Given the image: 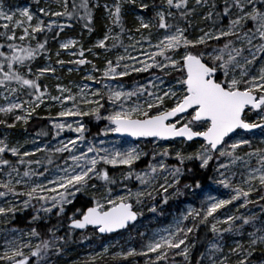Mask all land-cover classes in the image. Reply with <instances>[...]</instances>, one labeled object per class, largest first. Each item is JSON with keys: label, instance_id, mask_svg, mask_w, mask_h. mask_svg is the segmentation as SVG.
I'll return each mask as SVG.
<instances>
[{"label": "snow or ice", "instance_id": "obj_1", "mask_svg": "<svg viewBox=\"0 0 264 264\" xmlns=\"http://www.w3.org/2000/svg\"><path fill=\"white\" fill-rule=\"evenodd\" d=\"M36 3L33 11L27 6L6 8L0 0V126L27 125L47 105L49 113L58 110L46 117L50 130L42 129L37 136L51 134L57 143L40 147L28 140L25 143L33 149L27 150L25 143L0 138V225H11L29 210L33 213L25 229L0 228V264H51V257L62 255L76 230L91 228L94 235L104 236L135 228L149 201L153 203L148 211L157 213V197L168 204L170 197L183 194L182 179H195L198 171H211L210 178L228 190V198L209 195L198 208L189 207L172 226L150 237L137 230L146 241L141 249L121 246L112 258L192 264L196 243L190 236L204 225L212 235H205L196 264H254L257 251L256 264H264V139L254 146L247 135L257 129L264 135V0H105L103 5L99 0H52L45 7L39 6L40 0ZM101 7L107 21L102 38L87 48L74 38L59 40L66 28L74 27L73 21L93 33L94 10ZM130 13L134 28L126 26ZM197 16L204 27L193 25ZM49 39L59 40L55 65H75L69 72L86 67L84 83L75 85V92L58 82L54 95L41 82L60 80L53 63L35 64L38 58L51 61ZM98 49L123 52L114 59L106 55L101 68L88 59L98 57ZM62 52L74 58L61 59ZM133 73H149L150 78L129 88L123 79ZM85 118L105 123L89 137ZM66 131L74 136L60 138ZM110 136L138 143L121 147L126 141L106 139ZM141 141L152 145L151 159L138 170L136 165L149 156ZM176 143L182 147H174ZM193 144L198 146L189 151ZM57 159L63 163H55ZM114 170H119V179ZM133 180L138 184L135 190L129 186ZM201 186L196 179L183 189ZM234 202L239 208L258 205L260 214L223 219L216 215ZM53 216L57 224L46 232L33 226L48 224ZM189 220L191 226L185 223ZM65 222L66 235L58 236ZM244 226L252 229L246 236ZM225 234L234 237L231 245L222 243ZM114 246L105 245L82 264H96Z\"/></svg>", "mask_w": 264, "mask_h": 264}, {"label": "rangeland", "instance_id": "obj_2", "mask_svg": "<svg viewBox=\"0 0 264 264\" xmlns=\"http://www.w3.org/2000/svg\"><path fill=\"white\" fill-rule=\"evenodd\" d=\"M50 2H52V0H40L39 6L45 7ZM93 2H95V0H93ZM99 2L101 3V5H103L105 0H99ZM108 2L110 3L111 0H108ZM145 2H150V0H145ZM4 4H5L6 8L9 6H11L13 8L27 6V7H30L33 11H35L37 8L36 0H4ZM135 11H137V12L139 11L138 7L135 9ZM105 16H106V13L104 12L103 7L94 10V17H96L98 23H97V26L94 28L95 31L93 33H91L89 37L84 38L83 37L84 36V30L82 29V25L73 21L72 23H73L74 27L71 29L66 28L64 30V34H66L67 36L59 38V40L74 38V39L80 41L84 45L85 48L90 47L92 44H94L96 42L97 39H100L103 37L104 31H105V24L107 23ZM125 21H126V26L128 28H134L136 26L135 17L131 13L125 17ZM65 22H67V21H65ZM192 23L194 26L195 25H199L201 27L205 26V24L200 20V18L198 16L193 18ZM77 24H79L81 26V28H79V26H77ZM128 34L129 35H135V37L137 39L139 38V34H135V33H131V32ZM193 34H195V33H193ZM123 39H124L125 44L129 43L127 36H124ZM59 40H53L50 43L49 50H50V54L52 57L51 61H48L44 58H38L37 61L35 62L36 66H44L47 63H53V65L55 67H57L56 76L60 77L59 81H57L54 77L53 78H45L41 81L43 84H47L49 86L50 91L54 95L58 94V93H56V88H55V85L58 82L64 86L72 88L73 92H75L76 91L75 85L84 83V81L82 80V77L86 73V67L85 66H81L79 71L74 70L72 72H69L68 71L69 67L75 69L76 66L66 64L65 66L61 67L59 65L54 64V61L56 59L55 53H56L57 49L59 48ZM153 43H155V40H153ZM97 52L99 53L98 57H92L89 55L88 59L92 60L99 67L102 68L103 64H104V57L106 55L108 56V58L114 59L117 54L123 52V49L113 50L110 53H104L103 50L98 49ZM133 55H136V53H133ZM60 58L64 59V60H68V59H72L74 57H69L67 55V53L62 52ZM87 69H90V66H87ZM130 78L133 79V80L132 79L130 80V83H124L123 82L129 88L132 87L137 82H139L141 84L147 83V80L150 78V74L149 73H140V74L133 73L130 76ZM135 78H137V79H135ZM88 83H91V82H88ZM93 87H99V85H93ZM3 104H4V100L2 97H0V106H3ZM47 108H48L47 105H42L41 108L38 109L37 112L32 117V119L33 118H40L41 120L45 121V124L43 127L44 130H50V125H49V122L46 119V117H48L50 114L54 116L55 112L58 110L57 108H52L51 113H49ZM85 120H86L87 126L90 128V132L88 133L89 137L95 135L104 126V123H105L103 121H101L99 123L94 122V121H88L87 118H85ZM9 122H11V120ZM69 122H72L71 118H69ZM247 135H248V138L253 140L254 146H257L259 144L260 140L264 139V135L261 134L260 130H257L256 132L250 133ZM4 136H8L13 142H20V143H25V141H28V140H36L40 147H44V145H46V144L54 146L57 143L56 140L52 139L51 134H49L48 136H37V134L33 135V134L28 133V130L26 129V125H24L22 122L18 123L17 126L15 128H12V129H8V128H5L4 126H0V138H3ZM71 136H74V134L66 131L65 133L62 134V136L60 138L66 139V138L71 137ZM106 139H108L110 141H126V143H121L118 145L121 147H126V146H130V145L138 143L137 141L136 142H130L126 139L117 138L115 136H110ZM139 143H140L141 147H143L146 151L149 152V156L144 158L142 162H139L136 165L138 170L144 168L146 166L148 160L151 159V149H152L151 144H145L142 141ZM161 143H164V142H161ZM197 146L198 145H195L192 149H189V151L193 150ZM174 147L180 148V147H182V145H180L179 143H176L174 145ZM25 148L27 150H32L33 145L31 143H25ZM247 150L248 149H245V151H247ZM41 155H42L41 153H37V158L41 157ZM64 155L66 156L67 154H64ZM55 163H63V161L60 159H57ZM55 163L53 165H50L49 167L54 168ZM168 163L172 164V163H175V161L169 160ZM33 167H36V166H33ZM37 170L42 171L43 169L38 168ZM116 175H117V178L119 179V170H117ZM210 175L212 176L213 173L210 172ZM208 181L209 182L203 191H200L201 188H199V189H188L187 191H186V189L181 188L183 194L179 195V196L170 197L169 203L166 205L161 204L160 203L161 198L157 197V201L155 202L158 205V212L157 213H151L148 211V207L151 206V204L153 203V202L149 201L148 204L145 207H143V209H142L143 216H141L139 218V220L136 222L134 230L130 233L126 232V234L123 236H116L114 238L108 239V240L103 241V242H98V241L90 242L87 239H81V241H80L81 244L79 246L80 250L78 252H76L74 249L72 251H69L68 249H66V247H64L66 245L65 244L63 246L64 251H63L62 255H60L59 257H57V256L51 257V264H82V262L86 261L90 256L94 255L95 253L102 252L103 247L105 245H109V246L115 245V246L110 247L109 253L104 255L101 258H98L97 261L113 259L112 254L117 252V251H121V246L123 247L124 250H127L128 248L132 247V248H136L139 251L141 249V245L143 243H145L146 241L142 240V238L139 235H138L139 238L135 237L137 230L139 232L146 233L147 236L150 237V236H152V234L154 232H157V231H160L162 229H165V228L172 226L174 223V220L182 212H187L189 207H197L198 208L200 206L201 202L206 200L209 195L217 196L218 198H228V190H226V189L222 188L221 186L217 185L216 183H214V181L211 178H209ZM129 186H132L133 190H135V188L138 187V184L135 180H133V181L129 182ZM117 190L119 191V189H117ZM253 198L258 199V197H256L255 194H253ZM237 209H239V211H237ZM29 211H31V210H29ZM253 212L257 213L258 215L260 214V208L258 205H251L250 204L247 206V208H239V204L234 202L233 205H229L225 209H221L220 212H218L216 215L220 219H223L225 217V215H231V214L249 215ZM31 213H32V211H31ZM19 215H21V214H19ZM262 218H264V217H262ZM185 223H187L188 226L192 225L191 220L186 221ZM236 223L239 225L241 223V221H237ZM201 226H204V225H201ZM5 227H10V225H8V226L0 225V228H5ZM204 227L206 229L208 228L207 226H204ZM221 227H223V225H221ZM244 227H245V236H246L247 231H251L252 229L249 226H244ZM2 236H3V234L0 233V243H2ZM58 236H61V235L59 234ZM233 239H234V237L232 235L225 234V237H224V240L222 241V243L226 242L225 244L231 245ZM136 242H138V243H136ZM225 252H227V247L225 248ZM67 254H69V255H67ZM176 259L180 260L182 258L177 257ZM139 260L142 261V263H144L143 257H130V264H139L138 263Z\"/></svg>", "mask_w": 264, "mask_h": 264}, {"label": "trees", "instance_id": "obj_3", "mask_svg": "<svg viewBox=\"0 0 264 264\" xmlns=\"http://www.w3.org/2000/svg\"><path fill=\"white\" fill-rule=\"evenodd\" d=\"M70 2H71V0H70ZM97 23H98L97 19H96V17H94V25H93L94 28L97 26ZM77 26H79V28H81V26L79 24H77ZM65 36H67V35L64 34V32H63L59 38H62ZM89 36H90V34L86 30H84V36L83 37L87 38ZM41 39H43V37H41ZM52 41L53 40L49 39L48 46H50V43ZM131 79L132 78H130V76L125 77L123 79V82L124 83H130ZM135 79H137V78H135ZM44 124H45L44 120H41L40 118H33L26 125V129L28 130V133L35 135L43 129ZM195 145H197V144H193L192 147L189 149H192ZM114 171H115V174H117V170H114ZM210 172L211 171H209L208 173H203V172L198 171L195 179L192 178L191 176L186 175L181 181V188H183V184H185V183H190V184L194 185L195 180L198 179L202 185L200 191H203L209 182L208 180L211 176ZM187 190L188 189H186V191ZM81 199H83V198H81ZM76 206L79 207V202L77 203ZM32 214L33 213H31V211H29V212H26L24 214L18 215L17 219L10 225V227L25 229L26 227H28V220L31 218ZM69 214H71V206H69ZM56 224H57V219L55 216H53L52 220L48 224H45L43 221H41V222H38L37 225H33V226H37L38 229L42 233H44V232H46V229L48 227H51L52 225H56ZM133 230H134V228L129 229L128 231H123L121 234H112V235H108V236H104V237H100L97 234L94 235L92 232V229H87L82 233L75 231L72 234V236H70L68 238V243L64 247H66V249H68L69 251H72L74 249L76 252H78L80 250V247H79L81 244L80 241H81V239H87L85 237H90V239H87L90 242H94V241L103 242V241H106L108 239L114 238L116 236H123L126 234V232L130 233ZM66 231H67V224L65 222L63 224V226H60V230L57 232V235L60 234L61 237H63L66 235ZM206 234L209 238H211L212 234L208 231V228L206 229L204 226H200L199 230L194 232V234H192V236H190V241L196 243V247L192 249V254H191L192 264H196V261L200 258V253L204 251L203 241H204ZM135 237L139 238L137 233L135 234ZM136 243H138V242H136ZM67 255H69V254H67ZM259 259H260V252L257 251L256 257L254 260V264H256V261ZM139 261H138L139 264H144V263H142V261H140V262ZM96 264H130V257L127 260H122V259L100 260V261H97Z\"/></svg>", "mask_w": 264, "mask_h": 264}, {"label": "water", "instance_id": "obj_4", "mask_svg": "<svg viewBox=\"0 0 264 264\" xmlns=\"http://www.w3.org/2000/svg\"><path fill=\"white\" fill-rule=\"evenodd\" d=\"M257 130H259V129H257ZM257 130H254V132H256ZM253 132V133H254ZM117 138H120V137H117ZM123 139H126V140H128V141H130V142H136L135 140H133L132 138H127V137H125V138H123ZM139 220V219H138ZM89 229H91V228H89ZM85 230H76V232H80V233H82V232H84ZM123 232V231H122ZM115 234V233H114ZM98 236H100L99 234H97ZM108 235H112V234H106V235H104V236H108ZM104 236H100V237H104Z\"/></svg>", "mask_w": 264, "mask_h": 264}]
</instances>
